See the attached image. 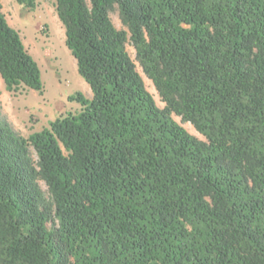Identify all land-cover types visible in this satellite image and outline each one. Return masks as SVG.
<instances>
[{
    "label": "trees",
    "instance_id": "trees-1",
    "mask_svg": "<svg viewBox=\"0 0 264 264\" xmlns=\"http://www.w3.org/2000/svg\"><path fill=\"white\" fill-rule=\"evenodd\" d=\"M53 1L92 96L0 119V264H264V0ZM0 79L43 93L1 4Z\"/></svg>",
    "mask_w": 264,
    "mask_h": 264
},
{
    "label": "rangeland",
    "instance_id": "rangeland-1",
    "mask_svg": "<svg viewBox=\"0 0 264 264\" xmlns=\"http://www.w3.org/2000/svg\"><path fill=\"white\" fill-rule=\"evenodd\" d=\"M0 3L9 25L19 32L41 72L42 94L34 90L7 92L0 79V119L7 121L16 133L27 138L47 128L55 119L78 112L80 105L71 101V96L80 92L91 98L92 93L89 85L78 74L76 61L65 45L64 28L56 16L53 0H37L33 11L26 10L13 0H0ZM110 18L117 29L125 30L117 12L111 13ZM126 49L134 59L132 46L127 45ZM137 71L157 106L162 108L164 105L156 90L138 65ZM173 118L187 132L202 139L189 123H182L175 116ZM40 185L46 191L42 182Z\"/></svg>",
    "mask_w": 264,
    "mask_h": 264
},
{
    "label": "crops",
    "instance_id": "crops-1",
    "mask_svg": "<svg viewBox=\"0 0 264 264\" xmlns=\"http://www.w3.org/2000/svg\"><path fill=\"white\" fill-rule=\"evenodd\" d=\"M1 4V3H0Z\"/></svg>",
    "mask_w": 264,
    "mask_h": 264
}]
</instances>
